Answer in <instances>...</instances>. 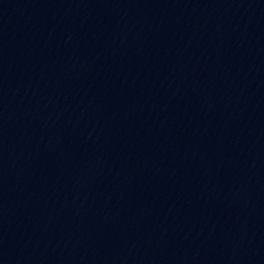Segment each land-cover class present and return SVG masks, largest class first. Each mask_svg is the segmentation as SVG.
<instances>
[{
  "label": "water",
  "instance_id": "water-1",
  "mask_svg": "<svg viewBox=\"0 0 264 264\" xmlns=\"http://www.w3.org/2000/svg\"><path fill=\"white\" fill-rule=\"evenodd\" d=\"M218 264H264V0L233 140Z\"/></svg>",
  "mask_w": 264,
  "mask_h": 264
}]
</instances>
